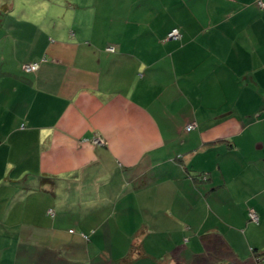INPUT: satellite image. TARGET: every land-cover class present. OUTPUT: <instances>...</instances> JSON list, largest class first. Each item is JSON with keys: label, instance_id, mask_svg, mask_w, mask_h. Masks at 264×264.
I'll list each match as a JSON object with an SVG mask.
<instances>
[{"label": "crops", "instance_id": "crops-1", "mask_svg": "<svg viewBox=\"0 0 264 264\" xmlns=\"http://www.w3.org/2000/svg\"><path fill=\"white\" fill-rule=\"evenodd\" d=\"M258 2L0 4V264H264Z\"/></svg>", "mask_w": 264, "mask_h": 264}, {"label": "built area", "instance_id": "built-area-1", "mask_svg": "<svg viewBox=\"0 0 264 264\" xmlns=\"http://www.w3.org/2000/svg\"><path fill=\"white\" fill-rule=\"evenodd\" d=\"M260 8L262 10H264V0H259L258 2ZM168 39H171V40H180L181 39V34L179 32L178 29H174L172 30V32L168 35ZM110 51H114V49H110ZM40 69V64L39 63H34V64H28V65H24L23 66V70L27 73H37ZM196 124H190L187 126L186 130L188 132H191L193 130L196 129ZM94 143L96 145H104L105 144V141H103L102 139H97L94 141ZM249 218L252 222L254 223H259V217L257 216V214L254 212V211H251L249 213ZM85 239H87V237H85Z\"/></svg>", "mask_w": 264, "mask_h": 264}, {"label": "rangeland", "instance_id": "rangeland-1", "mask_svg": "<svg viewBox=\"0 0 264 264\" xmlns=\"http://www.w3.org/2000/svg\"><path fill=\"white\" fill-rule=\"evenodd\" d=\"M18 0H0V4H8V3H16ZM41 0H30V3H33L34 2V4L35 5H38V6H40L41 4H43V3H38V2H40ZM6 35H8V33H6V32H4V31H2L1 29H0V38H2V37H5ZM2 51V49H1V47H0V52ZM205 178V177H204ZM206 180V179H205ZM228 208H231V207H228ZM214 219V218H213ZM250 222H252V221H250ZM185 245V244H184ZM186 246H188V245H186ZM140 264H151V262L150 261H143L142 263H140Z\"/></svg>", "mask_w": 264, "mask_h": 264}, {"label": "trees", "instance_id": "trees-1", "mask_svg": "<svg viewBox=\"0 0 264 264\" xmlns=\"http://www.w3.org/2000/svg\"><path fill=\"white\" fill-rule=\"evenodd\" d=\"M200 178V179H199ZM199 178H195V181H200V180H204V178L203 177H199ZM250 219V218H249ZM251 221V220H250ZM135 253H136V248H133V252H132V254H131V256H134L135 255ZM207 258H209V256L208 257H206V259Z\"/></svg>", "mask_w": 264, "mask_h": 264}]
</instances>
